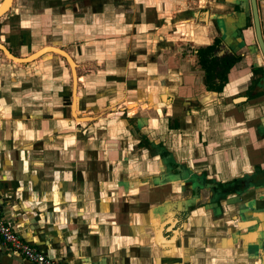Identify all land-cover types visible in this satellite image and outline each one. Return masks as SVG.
Returning <instances> with one entry per match:
<instances>
[{
	"label": "crops",
	"instance_id": "0c3cea01",
	"mask_svg": "<svg viewBox=\"0 0 264 264\" xmlns=\"http://www.w3.org/2000/svg\"><path fill=\"white\" fill-rule=\"evenodd\" d=\"M249 1L74 0L119 23L98 41L110 68L91 111L55 68L49 82L46 68L1 54L0 219L61 264H264V186L225 197L202 186L264 170V80L249 79L259 53L219 93L196 61L214 38L219 55L245 51L237 30L247 21L235 12L248 14ZM74 102L96 122L76 123ZM0 264L31 263L0 245Z\"/></svg>",
	"mask_w": 264,
	"mask_h": 264
},
{
	"label": "rangeland",
	"instance_id": "374dc122",
	"mask_svg": "<svg viewBox=\"0 0 264 264\" xmlns=\"http://www.w3.org/2000/svg\"><path fill=\"white\" fill-rule=\"evenodd\" d=\"M73 1L74 0H68V2L65 3H74ZM96 4L97 3L94 2L95 8L93 9L96 12L85 15L82 13L81 6H79L78 11V9L74 10L72 5L67 7L65 4L62 5L61 2L56 0H10L7 8L0 14L1 16L11 6L9 11L0 17V44L5 47H10L16 55H19L18 58H27L35 53L28 59L30 61L29 63L21 65L24 66L26 70L29 69L30 71L35 69V67H33L35 64L40 68H46V71L41 70L42 75L40 76H42L43 79L49 78V82H53V77L50 73L47 74L45 72H49V70L55 68L59 73L58 79L62 77V80L67 85L68 94L71 92L70 96L72 97V102L73 100L76 101V97H78L77 99L79 100L85 92L89 95V98L93 100L89 103V111L92 110V107H97V82L99 77L103 80V72L105 68L107 69L108 67L105 65L109 62L107 58L110 55L108 53L104 54L98 52V41H103L101 35H103L102 32L104 31V27L107 30H112V28L115 27L114 24L119 25L115 20L113 22L114 18L106 16V14H108L106 10H102L103 12L101 11L102 13L99 15ZM2 5V0H0V7ZM116 21H119V19H116ZM69 30L75 33L69 34V32H71ZM87 31L91 33V35H88ZM108 42L114 44V40H109ZM250 43L252 42L247 43L248 46ZM105 46L109 45L107 44ZM43 47H50L53 49L59 48L66 52L74 62L68 61L72 70L67 62L60 57L61 53H58L59 51L57 53H46L42 57L36 59L38 55L37 51ZM1 54L0 52V57L3 55ZM12 55L15 56L14 54ZM9 58L10 57L6 56L7 60H10ZM123 61H126V59ZM11 62L20 65L17 61ZM117 69L118 68H116V70H111L117 74L123 71ZM53 75L55 74L53 73ZM79 78H82L84 83L82 80H79ZM72 83L73 88L71 87L70 89ZM244 83L245 81L243 79H239L238 81H234L233 85L240 87L243 86ZM226 85L227 83L224 85L222 91L225 89ZM75 103L76 102L72 105L74 114L71 112V115L76 123L87 126V124L89 125L96 122L94 117L79 116V114L87 115L86 113L88 112L86 110L82 113L81 108L79 110V107H81V100L78 101L79 107L76 114ZM145 108L146 106L142 109ZM128 110L129 115H132L133 110L129 108ZM95 111H97V109ZM202 186L204 187V185ZM251 189L253 190L254 187H251Z\"/></svg>",
	"mask_w": 264,
	"mask_h": 264
},
{
	"label": "flooded vegetation",
	"instance_id": "af4514ba",
	"mask_svg": "<svg viewBox=\"0 0 264 264\" xmlns=\"http://www.w3.org/2000/svg\"><path fill=\"white\" fill-rule=\"evenodd\" d=\"M56 1H59L63 4H65V6H69L68 4H72V3H65V2H68V0H56ZM250 3V1H249ZM256 5H257V10H258V15H259V21H260V27H261V32H262V38H263V41H264V14H263V11H264V2L263 4L260 3L259 0H256ZM262 6H263V9H262ZM242 8V7H241ZM249 10L247 11L248 14H246L244 11H236L235 13L236 16H239V18H242L243 16L246 18V25L243 27V28H239L237 31L239 32V35L237 38H239V48L238 50H242L244 47H245V51L242 52V53H237L235 51H232L231 53L227 54V53H223V54H220L219 53L221 52V41L220 39L218 38H214L212 43L206 47H200L196 50V61H197V65L200 67L201 70L204 71V77H203V83L205 85V87L207 88V85H206V72L205 70L201 67L200 63H199V56H198V52L201 48H207V47H212V52H211V56L212 58H214L218 63H221L223 60H233V59H236L234 64H232V66L229 68V70L227 71L226 73V82H222L223 83V88H224V85L227 83V77H228V74L231 70V68H233L237 63L241 62L242 61V57L245 55V54H248V52H250V49L254 48L260 55L261 57V61H262V65L259 67V66H256L255 63H252V67H251V70H250V80H256V81H260L259 83L262 85L263 84V80H264V59L262 57V54H261V51L259 49V46H258V42H257V39H256V34H255V29H254V24H253V15H252V10H251V4H249ZM236 9V7H235ZM238 9V8H237ZM263 10V11H262ZM245 31H249V35H244L243 32ZM248 42H252L249 44L248 46ZM8 49V51L13 54V50L10 48V47H6ZM220 51V52H219ZM3 54V53H2ZM216 70H214V74H216V71H218L219 69L218 68H215ZM216 80V81H215ZM214 82L216 83H220L219 81L217 82V79H214L213 80ZM264 85V84H263ZM222 88V89H223ZM222 92V91H221ZM219 93V92H217ZM245 97H242V101L241 102H248L251 100V96H252V90H248L246 93H245ZM257 95V94H256ZM237 99H240V98H236L235 100Z\"/></svg>",
	"mask_w": 264,
	"mask_h": 264
},
{
	"label": "trees",
	"instance_id": "16d2710c",
	"mask_svg": "<svg viewBox=\"0 0 264 264\" xmlns=\"http://www.w3.org/2000/svg\"><path fill=\"white\" fill-rule=\"evenodd\" d=\"M211 52L212 47L201 48L198 52L199 63L206 72L207 89L213 92H221L223 88L222 82H226V73L236 59L230 61L223 60L221 63H218L214 58L210 57ZM215 68L219 69L216 71V74H214ZM214 79H218L220 83L214 82ZM203 185H209L214 194L220 197L241 194L251 187L264 186V170L257 168L251 176L235 179L227 184L203 181Z\"/></svg>",
	"mask_w": 264,
	"mask_h": 264
},
{
	"label": "built area",
	"instance_id": "2783aa9c",
	"mask_svg": "<svg viewBox=\"0 0 264 264\" xmlns=\"http://www.w3.org/2000/svg\"><path fill=\"white\" fill-rule=\"evenodd\" d=\"M0 245L31 264H61L27 243L12 226L0 219Z\"/></svg>",
	"mask_w": 264,
	"mask_h": 264
},
{
	"label": "water",
	"instance_id": "95a60500",
	"mask_svg": "<svg viewBox=\"0 0 264 264\" xmlns=\"http://www.w3.org/2000/svg\"><path fill=\"white\" fill-rule=\"evenodd\" d=\"M4 2H5V0H2V4ZM250 4H251L252 15H253V24H254L256 39H257L258 46H259V49L261 51L262 57L264 59V41L262 38V32H261V27H260V21H259V15H258V10H257L256 0H250ZM10 7L2 15H4L7 11H9ZM4 8H5V5H4ZM48 48H50V47H43L39 51H37L38 55H37L36 59L42 57L46 53H49V51L47 50ZM55 49H58V51L61 53L60 57H62L67 62L68 65H69V63H68L69 58H70V61L72 63H74L73 60H71V57L66 52H64L63 50H61L59 48H55ZM43 51H45V52H43ZM0 52L3 53L5 58H6V56H9L10 57L9 61H18L20 64L29 63L30 61L28 59L30 57H32V55L35 54L34 53L30 57H27V58H18V57L13 56L8 51V49L5 46H3L2 44H0ZM31 61H33V60H31ZM69 67H70V65H69ZM70 69H71V67H70ZM87 119H89V118H87Z\"/></svg>",
	"mask_w": 264,
	"mask_h": 264
},
{
	"label": "bare ground",
	"instance_id": "6f19581e",
	"mask_svg": "<svg viewBox=\"0 0 264 264\" xmlns=\"http://www.w3.org/2000/svg\"><path fill=\"white\" fill-rule=\"evenodd\" d=\"M9 1H10V0H6V1L4 2L5 4L3 3V5H2L3 7H2V6L0 7V14L5 10V8H7V5L9 4ZM4 5H5V8H4ZM47 50H48L49 52H53V53H57V52H58L57 49H53V48H48ZM43 52H45V51H43ZM58 53H60V52H58ZM8 57H9V56H8ZM34 58H35V57H34ZM68 61H70V60H68ZM17 62H18V61H17ZM18 63H19V62H18ZM71 65H72V64H71ZM237 101H239V100H237ZM75 105H76V103H75ZM74 107H75V106H74ZM175 235H176V234H175ZM175 235L173 236L174 238H175ZM174 238H173V239H174ZM173 239H172V240H173Z\"/></svg>",
	"mask_w": 264,
	"mask_h": 264
}]
</instances>
